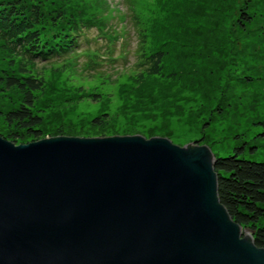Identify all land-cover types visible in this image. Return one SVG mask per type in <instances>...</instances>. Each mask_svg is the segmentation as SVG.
I'll use <instances>...</instances> for the list:
<instances>
[{
    "label": "water",
    "instance_id": "water-1",
    "mask_svg": "<svg viewBox=\"0 0 264 264\" xmlns=\"http://www.w3.org/2000/svg\"><path fill=\"white\" fill-rule=\"evenodd\" d=\"M11 139L0 132V264H264L219 199L210 145L156 133Z\"/></svg>",
    "mask_w": 264,
    "mask_h": 264
},
{
    "label": "rangeland",
    "instance_id": "rangeland-1",
    "mask_svg": "<svg viewBox=\"0 0 264 264\" xmlns=\"http://www.w3.org/2000/svg\"><path fill=\"white\" fill-rule=\"evenodd\" d=\"M85 1L109 6L103 16L109 30L118 33L114 54L125 52L126 57L99 66L102 72L93 69L94 50L104 53L107 40L91 27L80 34L71 53L28 65L30 71L23 74L42 80L32 110L42 119L40 136L156 133L174 144L210 145L216 157L243 147L244 157L264 161V0H220V11L212 10L204 29L199 7L215 0H167L148 37L150 49L161 50V68L142 76H137L144 60L135 22L144 6L138 0L135 5L134 0ZM40 3L47 13L53 6L47 0ZM245 6L252 19L240 26L239 10ZM255 36L259 52L252 50ZM7 56L0 49V76L19 74L17 61L9 65ZM69 57L72 61H65ZM2 81L0 77V132L16 138V144L36 138L6 120L21 97Z\"/></svg>",
    "mask_w": 264,
    "mask_h": 264
},
{
    "label": "trees",
    "instance_id": "trees-1",
    "mask_svg": "<svg viewBox=\"0 0 264 264\" xmlns=\"http://www.w3.org/2000/svg\"><path fill=\"white\" fill-rule=\"evenodd\" d=\"M42 1L44 0H0V49L8 54V64H12L13 60L17 61L18 72L21 71L19 74L10 72L0 76L3 87L17 89L21 97L20 105L7 112L6 120L29 135L36 136L37 139L40 137L39 125L42 119L32 110L34 92L40 89L42 80L33 74L24 75L31 69L27 68L28 65H35L37 59L46 61L55 55L70 53L81 29L83 32L91 27L102 31L109 42L107 51L110 54L106 60H102L99 50H94L93 69L102 72L104 70L98 68L105 65L103 61L114 63L125 58L123 52L114 54V40L118 33L115 28L109 30L110 27L106 26L103 13L108 10V5L100 2L93 5L85 0H47L48 3L53 4L47 13L41 10ZM57 1L60 5L56 4ZM136 2L145 7L141 8L140 16L135 22L139 28L140 57L144 60L137 76L154 75L160 71L162 54L157 46V49H150L148 37L153 33L150 24L157 23L161 19L167 0ZM219 3L220 0L204 5L201 3L199 13L206 21L201 28L212 19L209 15L212 10L220 11ZM223 4L222 1L220 6L222 7ZM132 5H135V0ZM98 7L101 8L100 13L97 12ZM145 10L148 11L147 14ZM247 12L248 6L239 10L237 20L240 26L251 22L252 18ZM191 13L193 14L194 11ZM261 28L264 29V22ZM261 34L264 36V33ZM251 46L252 50L259 52L260 46L256 42V36ZM16 140L12 137L10 141L16 142ZM234 149L233 153L217 156L215 159L218 196L236 222L244 228L253 230L255 244L264 247V161L244 157L243 147Z\"/></svg>",
    "mask_w": 264,
    "mask_h": 264
}]
</instances>
